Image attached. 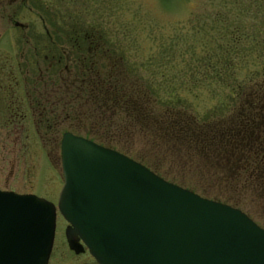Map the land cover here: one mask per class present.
<instances>
[{
  "label": "rangeland",
  "instance_id": "1",
  "mask_svg": "<svg viewBox=\"0 0 264 264\" xmlns=\"http://www.w3.org/2000/svg\"><path fill=\"white\" fill-rule=\"evenodd\" d=\"M88 29L110 40L111 60L102 57L99 65L103 77L111 66L116 113L74 103L61 111L69 114L67 120H52L48 113V127L30 116L13 123L8 105L22 103L26 109L29 97L22 88L12 95L1 88L0 189L56 204L63 185L60 139L70 131L132 157L168 181L240 208L264 227V185H253L250 164L242 170L239 148L224 155L218 144L203 141L237 124L244 104L258 100L264 83V0H0V82L35 81L36 67L49 65L48 50L57 57L61 49H73L70 35ZM61 61L52 66L64 75L67 61ZM58 72L49 69V79L59 82ZM257 116L253 147L260 139L264 145V119L258 111ZM66 224L58 212L48 264H99L87 250L71 251Z\"/></svg>",
  "mask_w": 264,
  "mask_h": 264
},
{
  "label": "water",
  "instance_id": "2",
  "mask_svg": "<svg viewBox=\"0 0 264 264\" xmlns=\"http://www.w3.org/2000/svg\"><path fill=\"white\" fill-rule=\"evenodd\" d=\"M60 160L56 204L0 189V264H48L58 212L68 247L99 264H264V227L240 208L70 131Z\"/></svg>",
  "mask_w": 264,
  "mask_h": 264
},
{
  "label": "flooded vegetation",
  "instance_id": "3",
  "mask_svg": "<svg viewBox=\"0 0 264 264\" xmlns=\"http://www.w3.org/2000/svg\"><path fill=\"white\" fill-rule=\"evenodd\" d=\"M91 28L92 26H90V29ZM90 29H88V31L84 30L82 34L79 32L70 35V38L72 37L70 39V44L73 46V49H71V47H69L68 50L61 49V54H58L57 57L55 55V50H48V54L52 53L49 65L46 66V71L45 69L43 70L40 67H36V71L38 72L35 73L38 74L35 76V81L23 83L10 81V83L5 82V85L0 82V89L4 87L3 89L5 91L7 90L8 93L10 92L9 95H12L13 91L22 88L29 97V106L26 109L20 107L22 103H14V105L11 106L10 104L8 105L7 108L9 116L11 117L9 121L13 123L15 121H23L30 116L32 120L39 123L38 125L41 127H48V113L53 116L52 120H67L70 118L69 114H61V111L70 104L75 103L78 106H92L94 110H98L99 112L100 108L105 104V109H108V99H110L112 88L111 66L106 68L104 72L105 77H103L99 59L104 57L105 61L110 62V40L101 33H92ZM47 34L48 33H46V35ZM48 36L50 37L49 34ZM48 36H45V38ZM46 46L47 44L45 43L43 48ZM102 47H104V49H102ZM48 54L43 53L44 61L48 59ZM74 55L77 57L71 61ZM63 58L67 61L63 66L64 75H62L61 68H54L55 66H59ZM87 58H89V60L85 62ZM70 62L72 63V67L69 66ZM53 64L55 66H52ZM49 69H58L59 82H56L55 79H49ZM80 74H82V77ZM79 99L82 100L81 103L80 101L78 103ZM57 106H61V108H59L60 113L58 114L55 113V110L58 109ZM27 109L31 112L30 114L25 111ZM100 116H102L101 113ZM103 117H106V114L103 115ZM45 132L47 133V130H45Z\"/></svg>",
  "mask_w": 264,
  "mask_h": 264
},
{
  "label": "trees",
  "instance_id": "4",
  "mask_svg": "<svg viewBox=\"0 0 264 264\" xmlns=\"http://www.w3.org/2000/svg\"><path fill=\"white\" fill-rule=\"evenodd\" d=\"M238 40L239 39H237V42L239 43L240 41ZM237 56H239V54H236V57ZM236 57L234 56L233 60ZM239 57H241L242 59L241 55ZM229 64L231 65L232 63ZM217 73L219 74V71ZM115 84L116 83L112 84V88L113 90L116 91L117 89L115 88ZM262 87L263 88L259 92V96L256 97L258 99L257 102L256 101L255 103L251 102L252 105L251 103H247L246 105L244 104L246 110L242 112H238L240 113L239 115L241 119L237 124L229 125V127H224L221 130L211 133L210 138L205 137V140H203V141H208L207 142L209 143L208 145H210V143L218 144L220 146V149L223 148V151H225L222 152L225 153L224 155H226L227 153L228 154L231 153L230 151L233 150L234 146L238 147L239 149H237V154L239 158L242 159L241 161L242 164H240V167L242 168V170L244 168L247 169L246 166L250 164L249 167L251 169L249 171V174H251L250 178H252V181L251 180L250 181L254 182L253 184L254 186L264 185V145H260L262 143V139L259 140L261 143L257 142L256 147H253L254 146L253 144L250 145L253 140L256 141L257 140L256 138H258V137L255 138L254 135L252 134L253 128L256 125L255 122L256 118H258L257 111L259 114V118L264 119V117H261L264 116V83L262 84ZM113 90L111 89V93ZM124 103L125 100L121 102L123 109L127 108V106ZM108 104L109 107L107 109V112L112 113L113 115L114 113H116L117 110L116 106H118L116 98L110 96V99H108ZM102 107L105 108V104ZM251 109H253V111H251ZM251 112H253L252 115H250ZM174 124H177V121L171 120V125L174 126ZM198 128L200 131L203 130L201 127ZM197 133L199 132L197 131ZM193 136L198 137V134H193L192 137ZM261 137L262 136H260V138Z\"/></svg>",
  "mask_w": 264,
  "mask_h": 264
}]
</instances>
